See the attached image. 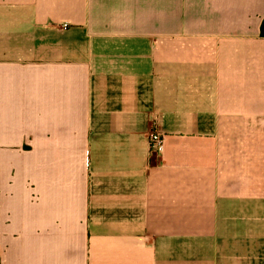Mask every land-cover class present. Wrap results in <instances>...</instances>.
<instances>
[{"label": "crops", "instance_id": "crops-1", "mask_svg": "<svg viewBox=\"0 0 264 264\" xmlns=\"http://www.w3.org/2000/svg\"><path fill=\"white\" fill-rule=\"evenodd\" d=\"M263 20L264 0H0L18 264H264Z\"/></svg>", "mask_w": 264, "mask_h": 264}, {"label": "rangeland", "instance_id": "rangeland-1", "mask_svg": "<svg viewBox=\"0 0 264 264\" xmlns=\"http://www.w3.org/2000/svg\"><path fill=\"white\" fill-rule=\"evenodd\" d=\"M9 160L19 162L21 156L0 149V235L6 234V241L0 240V264H18L21 259V252L17 246H11L8 237L17 235L18 228H21V171L16 169L12 174Z\"/></svg>", "mask_w": 264, "mask_h": 264}, {"label": "built area", "instance_id": "built-area-1", "mask_svg": "<svg viewBox=\"0 0 264 264\" xmlns=\"http://www.w3.org/2000/svg\"><path fill=\"white\" fill-rule=\"evenodd\" d=\"M67 27L66 25L64 26ZM149 144L151 148V153L153 154H162L164 148V139L161 132L157 129H153L149 135Z\"/></svg>", "mask_w": 264, "mask_h": 264}, {"label": "trees", "instance_id": "trees-1", "mask_svg": "<svg viewBox=\"0 0 264 264\" xmlns=\"http://www.w3.org/2000/svg\"><path fill=\"white\" fill-rule=\"evenodd\" d=\"M261 36L264 38V20L261 25Z\"/></svg>", "mask_w": 264, "mask_h": 264}]
</instances>
